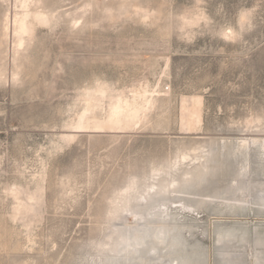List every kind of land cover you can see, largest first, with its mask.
<instances>
[{"label": "rangeland", "instance_id": "1", "mask_svg": "<svg viewBox=\"0 0 264 264\" xmlns=\"http://www.w3.org/2000/svg\"><path fill=\"white\" fill-rule=\"evenodd\" d=\"M0 264H264V0H0Z\"/></svg>", "mask_w": 264, "mask_h": 264}]
</instances>
